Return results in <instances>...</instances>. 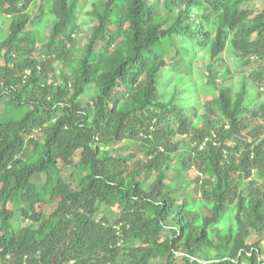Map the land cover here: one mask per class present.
Listing matches in <instances>:
<instances>
[{"label":"trees","instance_id":"trees-1","mask_svg":"<svg viewBox=\"0 0 264 264\" xmlns=\"http://www.w3.org/2000/svg\"><path fill=\"white\" fill-rule=\"evenodd\" d=\"M81 1L0 0V264H264V11L98 0L79 46ZM186 40L211 59L193 108L160 91L164 68L188 71ZM229 50L260 61L251 84L217 81Z\"/></svg>","mask_w":264,"mask_h":264},{"label":"rangeland","instance_id":"rangeland-1","mask_svg":"<svg viewBox=\"0 0 264 264\" xmlns=\"http://www.w3.org/2000/svg\"><path fill=\"white\" fill-rule=\"evenodd\" d=\"M98 0H82L81 7L77 10V24L80 26L79 33H78V45L83 46L86 42L85 34H87L88 27L93 23L94 17L92 15L93 7ZM162 2V0H160ZM41 3V1L39 2ZM151 3V2H150ZM251 6V7H250ZM178 7V6H177ZM248 9L253 8V14L251 15L254 17L255 15L264 11V0H255L248 4ZM39 9V4L34 9L37 11ZM201 14L202 11L198 9H194L193 13L195 14V18L197 22H200V18L198 17L199 13ZM194 40H186L187 46L190 48L192 53L185 58L186 65L188 68L187 72H182L185 69V65H181L179 69L173 70L172 68H164L162 75H161V83H160V91L163 96L164 101H169L173 98V95H176L178 98V103L183 104L184 106H191V108L201 105L202 103V95L205 94L204 89H207V85L205 80L207 79L209 65L211 64L210 55L207 49V46L203 47L200 46L199 48H195L193 46ZM252 59L250 62H243L244 60L241 57L237 56L231 50L226 51L223 54L222 58L219 59L218 62L213 63V67L215 69V73L217 76V81L223 85H232L236 89H239L243 82H248V84L252 83V79H250V74L258 68L260 65V61L258 59ZM262 60V59H260ZM51 76V75H50ZM55 77L56 81L55 84L58 85L60 80V67H55ZM49 83L54 82V77L51 76L49 78ZM95 94L94 86L87 92L86 97L91 99ZM264 103V95L259 97V101L257 105L254 107L256 109L261 108L262 104ZM264 109L260 110L259 116L254 120L256 126L260 128L261 138H264ZM204 113V107H199L197 110L191 109L189 115L190 119L195 122L198 127H202V114ZM137 146H133L130 151L134 154L135 149ZM136 154V153H135ZM139 158H146L145 155H137L130 159V164L134 165V162ZM176 167H172L168 171L170 174L172 172L177 173ZM72 169H68L64 171V177L66 179L71 178ZM199 172L196 168H191L180 180L183 184V188L189 189L192 196L195 198L200 196V187L197 186L193 181L199 176ZM46 177L43 175L41 176L38 181L45 180ZM154 179V177L152 178ZM187 180V181H185ZM191 185L189 186V181ZM152 181V180H151ZM188 182V185L185 184ZM187 185V186H186ZM189 186V187H188ZM117 210V208H113ZM112 210L104 209L103 213L107 212L110 216H113L111 213ZM224 226V224L222 225ZM258 241L257 236H252L249 239L250 244H254ZM261 259H264V242L261 243Z\"/></svg>","mask_w":264,"mask_h":264}]
</instances>
